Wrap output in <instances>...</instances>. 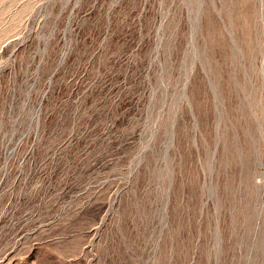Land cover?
I'll return each instance as SVG.
<instances>
[{
	"label": "rangeland",
	"instance_id": "1",
	"mask_svg": "<svg viewBox=\"0 0 264 264\" xmlns=\"http://www.w3.org/2000/svg\"><path fill=\"white\" fill-rule=\"evenodd\" d=\"M0 264H264V0H0Z\"/></svg>",
	"mask_w": 264,
	"mask_h": 264
}]
</instances>
